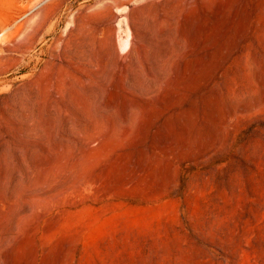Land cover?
Here are the masks:
<instances>
[{
  "label": "rangeland",
  "instance_id": "1",
  "mask_svg": "<svg viewBox=\"0 0 264 264\" xmlns=\"http://www.w3.org/2000/svg\"><path fill=\"white\" fill-rule=\"evenodd\" d=\"M0 264H264V0H0Z\"/></svg>",
  "mask_w": 264,
  "mask_h": 264
}]
</instances>
